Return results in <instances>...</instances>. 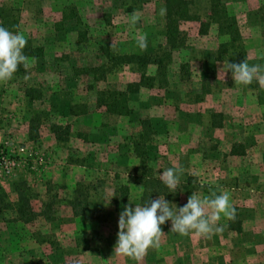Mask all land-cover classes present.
Here are the masks:
<instances>
[{
    "label": "rangeland",
    "instance_id": "1",
    "mask_svg": "<svg viewBox=\"0 0 264 264\" xmlns=\"http://www.w3.org/2000/svg\"><path fill=\"white\" fill-rule=\"evenodd\" d=\"M187 2L190 19L180 22L179 47L170 49L165 0H0L4 27L42 50L23 74L0 82V144L27 154L12 175L0 176V264H264V88L256 80L236 85L231 71L218 79L227 61L264 65V0H221L239 30L234 48L220 47L227 37L210 24L208 0ZM134 11L140 19L132 27ZM141 35L144 50L137 46ZM102 45L119 54L157 55L166 66L159 76L156 66L147 67L156 81L128 95V116L97 105L100 92L124 91L139 80L133 66L94 80L85 69L105 63ZM239 45L245 60L233 61ZM140 120L153 130L141 158L129 139ZM173 166L183 169L180 182L161 197L182 207L193 193L228 192L236 210L232 229L221 214V233L182 236L171 232L169 220L161 225V246L141 261L116 256L114 194L127 186L133 209L158 199L155 187L137 180H161ZM78 194L104 211L100 221L66 213ZM20 195L38 214L33 222L16 219ZM48 202L49 219L41 214Z\"/></svg>",
    "mask_w": 264,
    "mask_h": 264
},
{
    "label": "clouds",
    "instance_id": "2",
    "mask_svg": "<svg viewBox=\"0 0 264 264\" xmlns=\"http://www.w3.org/2000/svg\"><path fill=\"white\" fill-rule=\"evenodd\" d=\"M164 11L161 9L162 15ZM139 19L140 16L135 11L131 13V26L134 27ZM26 44L23 33H14L0 26V82L11 80L19 66L23 65L25 70L30 67L29 58L23 53ZM114 46L112 44L111 47ZM137 46L141 50L147 48L146 35L137 37ZM222 71L225 74L231 71L236 85H249L256 80L264 88V65H250L247 58L238 64L227 61L224 67L218 70V79ZM182 172V168L173 166L164 169L160 179L169 190L175 191ZM221 214L230 220H234L236 216L235 207L230 202V194L223 190H220L219 194L212 191L204 197L193 193L182 207L170 204L161 196L158 199H150L144 205L136 204L134 209L129 204L119 216V232L114 253L116 256L141 261L150 248L158 249L161 246V238L164 235L161 225L169 220L172 222L171 232L182 236L190 233L198 236L221 233L223 227L217 226Z\"/></svg>",
    "mask_w": 264,
    "mask_h": 264
},
{
    "label": "trees",
    "instance_id": "3",
    "mask_svg": "<svg viewBox=\"0 0 264 264\" xmlns=\"http://www.w3.org/2000/svg\"><path fill=\"white\" fill-rule=\"evenodd\" d=\"M208 1L210 8V24L212 23L216 25L219 34L227 37V41L222 43L220 47L234 48L235 42L237 40L239 41L240 39V34L235 18L231 17L224 9L221 0ZM3 16L4 15L0 16V26L4 27V25L7 23V18L4 16V19ZM188 19H190V14L187 0H165L164 36L170 49H176L179 47L178 40L182 38V33L178 29L179 24L183 20ZM15 26H17V22H15ZM201 26L203 27L204 24H201ZM82 39H80V41H82ZM235 48L239 49V51L230 53L231 60H245V52L242 49V46H235ZM23 53L30 59L39 57L42 54V50H36L31 45H27L23 49ZM99 55H102L105 63L98 67L85 69L86 72L91 74L96 81L104 79L109 73H112L123 66H133L139 73V80L137 82L134 81L128 83L124 91L106 90L99 93V98L97 100L98 107H103L106 113L117 117L128 116L130 114V109L127 105L128 95L138 93L142 87L149 88L154 86L156 79L154 77L148 76L146 73L147 67L149 65L156 66V73L158 76L164 75V73L166 72V66L162 63V58L157 55L119 54L111 47L105 45L99 47ZM24 69L25 68L23 67V65L19 66L15 75L23 74ZM139 125L141 127L139 132L137 134H132L131 136H129V139L131 140L133 153L136 154L137 157L141 158L142 156L146 155L145 145L147 141L150 140V136L153 134V130L149 122L146 120H140ZM143 164L144 161L142 159L139 167H142ZM146 180H144V176L141 175L137 180V184L143 186L144 188H146L147 185H150L151 187H155L158 190V194L156 195L164 196L165 198L170 197V194L168 193L170 190L166 185L162 183L161 180ZM119 188L121 191L114 194L112 202L115 212L120 214L127 205L129 190L128 187L124 185H121ZM83 200L84 197H82V194H78V196H75L68 202L73 210L74 216L83 217L89 222L94 220L100 221L104 211L101 208H90L87 205L86 201ZM52 203L53 202L45 203L44 210L41 213L42 215L48 217V219L50 212L49 209L50 206H52ZM15 215L17 220L24 223L33 222L38 216V214H36L31 208L29 200L21 195L19 196V202L15 206ZM234 220L229 221V229H232Z\"/></svg>",
    "mask_w": 264,
    "mask_h": 264
},
{
    "label": "built area",
    "instance_id": "4",
    "mask_svg": "<svg viewBox=\"0 0 264 264\" xmlns=\"http://www.w3.org/2000/svg\"><path fill=\"white\" fill-rule=\"evenodd\" d=\"M26 157V148L21 146H13L8 143H1L0 176L6 177L12 175ZM29 157H32V155L30 154Z\"/></svg>",
    "mask_w": 264,
    "mask_h": 264
},
{
    "label": "crops",
    "instance_id": "5",
    "mask_svg": "<svg viewBox=\"0 0 264 264\" xmlns=\"http://www.w3.org/2000/svg\"><path fill=\"white\" fill-rule=\"evenodd\" d=\"M1 140H4V136H3V134L2 133H0V142H1ZM142 195H140V197H141ZM129 197V196H128ZM129 201V200H128ZM126 206H128V205H126ZM64 209L66 210V213H70V215H73L74 216V214H73V210H72V208L70 207V205L69 204H67L66 205V207H64Z\"/></svg>",
    "mask_w": 264,
    "mask_h": 264
}]
</instances>
